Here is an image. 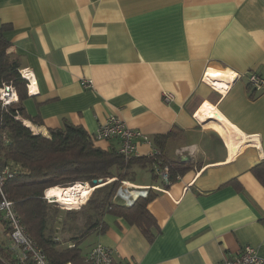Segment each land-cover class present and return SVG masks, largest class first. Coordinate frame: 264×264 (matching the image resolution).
<instances>
[{
	"label": "crops",
	"instance_id": "obj_1",
	"mask_svg": "<svg viewBox=\"0 0 264 264\" xmlns=\"http://www.w3.org/2000/svg\"><path fill=\"white\" fill-rule=\"evenodd\" d=\"M2 24L8 53L32 75L24 105L37 132L72 123L95 135L116 114L151 137L138 143L139 155L170 133L165 158L188 166L153 191L152 240L106 213L87 251L100 242L120 261L221 264L250 244L264 257V184L253 172L264 162V82L250 81L264 79V0H0ZM220 115L241 131L233 158L206 128ZM95 142L118 147L117 139ZM144 170L132 183L161 184Z\"/></svg>",
	"mask_w": 264,
	"mask_h": 264
},
{
	"label": "trees",
	"instance_id": "obj_2",
	"mask_svg": "<svg viewBox=\"0 0 264 264\" xmlns=\"http://www.w3.org/2000/svg\"><path fill=\"white\" fill-rule=\"evenodd\" d=\"M9 25H0V87L3 83H12L19 95L18 101L3 105L0 99V168L8 167L12 176L5 181V192L18 208L21 219L31 237L42 247L47 256L55 264L70 262L86 264L85 256L80 247L84 237H74L71 241L60 245L57 238L56 210L53 204L44 197V192L52 186H69L77 181H88L91 185L95 179L116 178L109 184L98 188L88 198L83 207L89 210L87 223L89 230L85 235L100 228L105 229L103 216L111 213L123 217L130 224H137L143 233L152 240L155 236L157 221L148 209V203L154 197V190L146 196H137L129 205L126 201L114 200L120 180L135 181V167L151 170L155 178L154 163L161 162L170 167V180L176 179L188 166L173 165L163 153L162 143L167 135L155 137L157 148L154 155H139L126 158L118 151V147L103 148L95 141V136L84 126L66 123L62 128L49 129V135L33 132L24 119L38 123L24 105L28 97L27 80L21 76L20 64L8 53L10 41L4 31ZM157 160V161H156ZM180 172V173H179ZM253 172L264 184V162L253 167ZM112 182V183H111ZM101 186V185H100ZM99 187V186H98ZM67 209L68 214L75 218L77 210ZM92 216L95 217L92 220ZM9 229L5 220L0 217ZM11 255L5 242L0 244V264Z\"/></svg>",
	"mask_w": 264,
	"mask_h": 264
},
{
	"label": "built area",
	"instance_id": "obj_3",
	"mask_svg": "<svg viewBox=\"0 0 264 264\" xmlns=\"http://www.w3.org/2000/svg\"><path fill=\"white\" fill-rule=\"evenodd\" d=\"M20 73L27 80V86H29L32 78L30 70L20 68ZM250 81L254 86L259 87L264 82V79L256 74H252L250 75ZM82 83L85 87H92L93 85L90 79H85ZM18 97L17 89L12 83H3L0 87V99L3 105L18 101ZM164 98L166 101H171L173 96L171 93L165 92ZM94 136L96 139H117L118 151L126 158L139 156L138 143L140 141L152 143V139L148 134L140 129L129 127L116 114L108 115L100 123ZM155 151L156 149L152 151L151 155H154ZM154 164V172L161 181L160 185H136L131 181L123 180V184L114 195V200L123 198L124 201L131 205L135 197L148 195L150 189L167 190L168 186L173 182L170 180V167L168 164H162L161 162H155ZM12 175L13 172L8 167L0 168V217L5 220L9 228V242L7 246L11 251V255L5 258L4 261L6 264H55L35 239L30 236L14 202L5 192V181L8 176ZM133 190H136L137 193H132ZM44 197L49 202L62 203L61 201H57V197L48 196L46 191ZM63 205L68 206L66 203H63ZM117 256L118 251L114 247L99 242L89 249L85 256V262L86 264H139L137 261L131 259L120 261ZM63 264L71 263L66 262ZM221 264H264V257L259 254L257 247L246 244L238 253L226 255Z\"/></svg>",
	"mask_w": 264,
	"mask_h": 264
},
{
	"label": "rangeland",
	"instance_id": "obj_4",
	"mask_svg": "<svg viewBox=\"0 0 264 264\" xmlns=\"http://www.w3.org/2000/svg\"><path fill=\"white\" fill-rule=\"evenodd\" d=\"M146 176H148V173L146 172V170L138 169L136 171L135 180H138V181L141 180L142 181L143 178H145ZM110 179L111 180L113 179L112 182H114V181H116L117 177L116 178H108L106 181H104L105 183L101 182L99 184L93 185V186H95V189L90 193V195L87 198H85V199L84 198L80 199V203L75 204L74 206H70L69 207V206L63 205V203H60V202H51L53 204L52 206L56 210V214H57L56 215V219H55V225H56V228H55L56 234L55 235L60 240V245L61 246H65V243L71 241L74 237H78V236H83L84 235V237L80 240L81 241L80 242V247L82 248L83 253H85L88 250V248L90 247V245L94 241V238H95L96 234L94 232H91L90 234L85 235V233L90 228V224L87 223V214L90 213L91 211L89 212L87 207L84 208L83 204L88 201V198L91 197L96 192V190L98 188H101V187L109 184L108 180H110ZM77 182H80V181H77ZM77 182H75V183H77ZM85 182H88V181H85ZM119 182H120V184H119L118 189L123 184L122 180H120ZM88 183H90V182H88ZM44 195H45V192H44ZM81 200L84 201V202H82ZM116 200L124 201L123 198H118ZM14 205H15V203H14ZM15 207H16V205H15ZM71 208H73L72 210H77L78 211L77 214L75 215V218H72L71 217L72 215L68 214V212H67L68 211L67 209H71ZM16 209L18 210L17 207H16ZM18 212H19V210H18ZM92 217H93L92 220H94L95 217L94 216H92ZM2 226H3V223L0 222V244L2 242H5L6 245H7L8 242H9V237H8L9 229L7 230V235H5L3 232H1Z\"/></svg>",
	"mask_w": 264,
	"mask_h": 264
},
{
	"label": "bare ground",
	"instance_id": "obj_5",
	"mask_svg": "<svg viewBox=\"0 0 264 264\" xmlns=\"http://www.w3.org/2000/svg\"><path fill=\"white\" fill-rule=\"evenodd\" d=\"M215 75L217 74H214V76ZM205 79H206V76H205ZM206 81L207 83H209L207 79ZM220 83L225 84V81H220ZM25 123L29 125L32 129H35L34 131L38 129L37 126L31 121L26 120ZM206 128L215 129L217 133H219L227 141L230 147V157L233 158L239 146L240 147L242 146L243 138L239 137V134L241 131L235 128L234 125H232L223 115L218 116L211 123L207 124ZM112 180L110 179L108 181L110 182ZM94 189H95V186L91 185L88 182L87 183L77 182L75 184H71L66 187L60 186V185L53 186V187L47 188L46 192L48 196L54 197V198L57 197V201L66 203L70 207V206H74L75 204L80 203V199L87 198ZM132 192L137 193L136 190H133Z\"/></svg>",
	"mask_w": 264,
	"mask_h": 264
},
{
	"label": "water",
	"instance_id": "obj_6",
	"mask_svg": "<svg viewBox=\"0 0 264 264\" xmlns=\"http://www.w3.org/2000/svg\"><path fill=\"white\" fill-rule=\"evenodd\" d=\"M101 182H104V180H103V179H95V180H94V183H95V184H99V183H101Z\"/></svg>",
	"mask_w": 264,
	"mask_h": 264
}]
</instances>
